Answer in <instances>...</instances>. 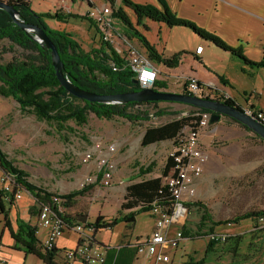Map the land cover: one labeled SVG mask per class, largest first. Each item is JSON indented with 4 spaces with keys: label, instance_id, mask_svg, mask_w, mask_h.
<instances>
[{
    "label": "rangeland",
    "instance_id": "obj_1",
    "mask_svg": "<svg viewBox=\"0 0 264 264\" xmlns=\"http://www.w3.org/2000/svg\"><path fill=\"white\" fill-rule=\"evenodd\" d=\"M92 2L99 6L111 4V0H93ZM116 2L120 3L121 1L116 0ZM60 5L64 9H67L66 5H69L71 12H82L81 15H85L89 9L87 0H32V9L39 13H55L59 10ZM45 22L52 29L72 33L87 51L98 47L101 42L98 31L87 19L78 17L69 20L45 18ZM177 28L191 31L185 27ZM124 29V24L116 18L112 35L113 46L120 49L125 55H127V49L130 46H135L145 53L141 42L137 38H129ZM172 36L171 43L167 45V51L175 48L185 49L182 50L185 53L183 57L192 56L194 52L197 53L198 47L196 51H191V48L197 45L195 39L189 35V37L181 38L177 31H174ZM0 46L9 48L11 45L8 40H4ZM212 50L215 51V49L206 48L205 54H211L214 59ZM24 53L25 51L15 44L12 49L3 53L0 61L7 62L14 56L22 57ZM153 64L157 69L158 67L166 68L162 63L153 62ZM200 73L206 76V79L212 75L203 67L200 68ZM186 79L187 77H184L182 80L176 81L177 78H175L173 80L175 84L171 83V86L177 91H172L182 92L187 82ZM212 94L214 97L222 95L215 88H210L209 96L212 97ZM143 108L150 112V120L132 123L119 116L109 120L99 118L90 112L88 122L82 126H77L73 121L67 123L68 126L74 128V131L58 130L55 123L39 120L35 115L22 111L19 102L14 98L0 95V146L13 164L26 172L27 179L35 186L52 193L64 194L80 189L81 183L92 170L81 161L84 152L94 147L96 143L115 142L118 150L113 156L116 169L112 183L109 186L92 185V188L75 199L71 207H64L65 214L74 220H83L82 218L85 217L89 223H94L98 215H103L109 221L124 214L120 213L121 204L128 184L162 175V170L173 148V141L168 140L142 146V137L147 127L171 121L180 117L181 114L157 116L155 113L159 108L183 113L194 107L180 102H164L159 105H145ZM202 134L205 135L201 139L210 158L204 167L201 178L196 182V192L192 196V202L204 204L214 222L230 219L237 214L253 209L263 210L264 140L257 137L254 132L247 131L245 127L227 115H222L218 122L209 124L202 130ZM152 162L155 163L154 170L140 177V167L147 166ZM2 172L3 170L0 168V175ZM0 186H2L1 183ZM22 189L24 191L22 199L16 201L12 206L6 203L7 208L11 209L10 220L15 231L18 229L16 223L18 216L31 224L36 223V213L32 212L33 206H37L35 198L25 187ZM203 212L202 205L190 207L189 216L184 225L189 232L188 235H185L188 239L183 240L177 248L167 250L172 259L171 264H196L203 259L206 261L204 264L260 263L263 254V250L260 251L263 240L251 232L252 219H243L236 224L224 223L215 227V234L225 233L229 237L238 234L243 236L239 256L232 258L224 243H218L215 252L206 255L205 250L211 240V234L208 231L211 224L205 221L207 226L202 230L199 229ZM145 220L146 216L141 215L135 229L136 233H142L141 230L144 227L142 224L145 223ZM5 222V215L0 212V235L2 234L1 242L4 250L2 256L6 259V262H2V264H46L33 254H25L23 250L13 248L15 240L11 238ZM133 230V226L120 222L111 229L100 230L99 235L101 238H110L111 243L114 244L120 242L125 236L131 235ZM45 235L46 230H41L37 236L39 243L44 240ZM78 237L76 232L65 230L63 235L58 238L57 243L60 247L72 248ZM250 242H253L254 245L250 246ZM120 245V243L116 244L118 247Z\"/></svg>",
    "mask_w": 264,
    "mask_h": 264
},
{
    "label": "trees",
    "instance_id": "obj_2",
    "mask_svg": "<svg viewBox=\"0 0 264 264\" xmlns=\"http://www.w3.org/2000/svg\"><path fill=\"white\" fill-rule=\"evenodd\" d=\"M8 5L13 6L21 20L25 23H31L39 26L44 30L47 36L55 44L60 58L64 64V74L79 87L95 92L98 94H115L133 90L143 89L140 83L135 84L133 81L136 78V72L132 66L128 64L125 58L118 53L113 44L109 41L101 42L98 47L90 50H85L81 43L70 32L52 29L47 26L45 18H56L58 20H69L70 18L87 19L95 28L94 21L86 14L81 15L71 11L64 12L59 9L55 13H39L32 9V0H3ZM111 0L113 7V16L124 24L125 31L129 38H137L141 42L145 53L151 62L162 63L168 68L177 67L185 55L184 51L178 52L171 57H165L160 53L154 44L138 30L124 7L131 8L137 17V23L140 24L143 18H149L154 21L163 22L169 27H185L190 29L195 35L201 39L212 43L219 49L233 54V56L242 60L245 64L252 67H264V61L254 62L249 60L242 54L240 48H234L219 38V35L212 33L205 28L198 26L191 20L178 16L169 6L167 0H158V6L153 3H140L133 0ZM97 30V28H96ZM98 31V30H97ZM129 31V32H127ZM10 42L9 48L0 46V58L4 52L12 49L13 45L20 46L25 53L22 57H13L7 62L0 61V95L6 98H14L20 104L22 111L36 116L39 120H44L49 123H55L58 130H71L74 128L67 125L69 121H73L77 126H82L88 122L89 113L93 112L99 118L113 119L116 116L123 117L132 123L140 120H150L151 114L145 105L160 103H170L171 101H131L128 103H100L90 102L71 94L64 88L59 81L56 69L52 63L51 50L42 46L35 38L34 32H28L19 26L11 15L0 8V44L2 41ZM142 52V51H141ZM143 53V52H142ZM113 65L117 68H113ZM224 80V79H222ZM200 84L203 85L201 81ZM168 81L166 79L157 78L153 87L156 90H168ZM182 92L188 93L187 85L185 84ZM206 98H210L207 96ZM213 99L219 100L215 95ZM224 102L232 104L241 109L232 97L226 98ZM194 107V106H192ZM197 110H204L212 114L213 111L194 107L189 111H169L167 108H159L155 113L157 116L164 115H180V117L171 121L162 123L157 126L147 127L141 144L148 146L163 141L172 140L173 144L177 142V138L181 135L182 130L194 118L192 114ZM247 131H251L247 125L238 122ZM219 121V120H218ZM216 121H210L214 124ZM253 132V131H251ZM262 139V137L255 133ZM263 140V139H262ZM173 166L172 158L168 156L166 164L162 170V176L168 174ZM155 163L152 162L147 166H141L139 176H144L154 170ZM0 168L8 173L15 175L17 183L25 187L28 192L35 198L36 204L39 201H50V196L53 194L45 189L35 186L27 179V174L24 170L16 167L12 160L9 159L6 152L0 146ZM162 176L144 178L139 181L130 183L126 186L124 200L121 204V214L112 220L107 221L103 215H98L93 223L96 228V233L102 229H111L120 222H125L130 226H134L136 218L139 214L152 210L154 204L161 206H172L175 201L174 196L163 183ZM93 186H87L80 189H75L71 192L61 194L66 198L65 207L69 208L74 204L75 199L83 195ZM5 192L0 189V212L5 215V225L9 228L12 238L15 240L14 249L23 250L25 254H33L41 259L46 264H63L56 261L58 249L55 247L52 250L44 251L39 243L36 230L37 227L29 221L20 218L16 219L18 229L15 231L10 220L11 209L7 208L4 200ZM14 203L10 202L12 206ZM188 207L193 205H202L203 215L199 224V229L202 230L207 226L205 221H208L209 233H215V227L224 223L236 224L241 220L255 218L259 214L264 213V209H253L235 215L232 218L219 220L214 222L208 208L201 202H187ZM126 211V212H125ZM32 212H37V206H33ZM67 221H75L69 215L63 216ZM85 220V217L82 218ZM184 235H188V229L183 228ZM95 233V235H96ZM262 233V232H261ZM208 234V233H206ZM187 237V236H186ZM263 240L261 250H264V233L260 237ZM243 236L238 234L227 236L225 240L219 241L211 238L205 250L206 255L215 252L216 245L224 243L227 247V252L233 258L239 256V249ZM96 241V240H95ZM253 242L250 246H253ZM206 261L197 262L196 264H204ZM65 264V263H64Z\"/></svg>",
    "mask_w": 264,
    "mask_h": 264
},
{
    "label": "built area",
    "instance_id": "obj_3",
    "mask_svg": "<svg viewBox=\"0 0 264 264\" xmlns=\"http://www.w3.org/2000/svg\"><path fill=\"white\" fill-rule=\"evenodd\" d=\"M89 9L86 15L91 18L98 30L99 36L103 41L113 42V27L115 17L113 16V7L111 4L95 5L92 0H87ZM129 65L136 72V78L142 88H152L158 78V69L151 62L147 55L135 46L127 49V55L116 48ZM201 53L197 50V54ZM113 68H117L113 65ZM188 94L207 97L210 89L199 83L195 77H187ZM214 95L212 94L213 98ZM231 96L227 94L219 95L220 101H224ZM247 116L255 117L264 124V111L251 105L241 108ZM194 117L190 123L182 130L177 142L169 153L172 158L173 166L167 175L162 176L163 183L175 198L172 206H161L154 204L150 214L154 219L153 231L144 237L137 238L127 242V245L133 246L138 253L154 259V264H170L171 256L169 249L177 248L187 237L184 235V225L189 216L190 207L186 204L192 202V196L195 195L196 180L199 179L204 171V167L210 158L202 141V130L210 124L211 113L204 110H197L192 114ZM118 146L115 142L96 143L94 147L86 150L82 156V163L89 166L92 170L87 174L85 180L81 183V188L92 185L109 186L112 183L116 165L113 159ZM0 189L5 192L4 200L6 203L22 199L23 186L17 183L15 175L3 171L0 175ZM66 198L60 193H53L50 201H39L37 203V227L36 234H40L42 229L46 230L44 240L40 245L44 251L52 250L56 247L58 238L63 235L65 230L76 232L78 237L77 245L72 249H63L61 252L65 259V264L80 262L82 264H105L107 259V246L101 248L95 241L96 228L93 223L87 220L67 221L63 216L65 214ZM256 226L264 233V213L255 217ZM178 227V228H175ZM175 228V230H173ZM228 235L225 233L211 234L214 240H225Z\"/></svg>",
    "mask_w": 264,
    "mask_h": 264
},
{
    "label": "crops",
    "instance_id": "obj_4",
    "mask_svg": "<svg viewBox=\"0 0 264 264\" xmlns=\"http://www.w3.org/2000/svg\"><path fill=\"white\" fill-rule=\"evenodd\" d=\"M133 1L153 3L161 7L158 0ZM167 2L178 16L191 20L198 26L219 35V38L224 40L227 44L234 46V48H240L242 54L249 60L254 62L264 61V0H167ZM66 7L67 9H64V7L60 5L58 9L69 12V5H66ZM124 8L130 16L134 26L140 30L165 57H171L176 54V52H179V50H185L175 48L174 50L167 51V45L171 43V38L173 37L172 33L174 31H177L178 36L181 38L190 36L192 39H195L194 41H196L197 45L196 47H192L191 51H196L198 47L197 50H200V54L194 52L192 56L182 57L180 64L175 68L166 67L160 69V67H158V78L168 81V90L177 91V89L171 86V83L175 84L173 81L175 78H177L176 81H178L182 80L184 77L192 76L201 81L207 88H215L220 94L231 96L241 107L251 105L254 108L264 111L263 66H248V64H245L242 60L233 56V54L219 49V47L214 46L212 43L199 38L191 31L183 28H171L163 22L154 21L149 18H143L141 23L138 24L137 17L133 10L128 7ZM73 12L80 13L77 11ZM80 14L83 13L81 12ZM206 48L215 49V51L212 50L214 51V59L211 54H205ZM201 67L207 69L212 75L206 79V76L200 73ZM203 136L205 135L202 134V137ZM199 179H197L196 182ZM196 184L197 183H195V187ZM141 215L146 216L145 223L142 224V226L144 225V229L142 228V233H136L135 229ZM250 219L253 220L251 232L260 237L262 233L258 229H254L256 226L255 218ZM133 228L134 230L131 235L125 236L120 242L114 244L111 243L110 238H101L99 231L96 233L95 240L97 245L101 248L106 246L108 248L105 264H154L153 258L138 253L133 246L126 244L130 240L132 242L133 239L136 240L137 238L147 236L153 231L154 219L152 215L149 212L139 214ZM1 240L2 234L0 235V264L6 262V259L2 256L4 250L2 249ZM77 242L78 239H76L75 246ZM119 243L121 244L120 247L116 246V244ZM56 248L58 249L56 261L64 264L65 259L61 256L63 255L61 251L67 248L65 246L60 247L57 242ZM262 252V258L258 264H264V250ZM75 263L82 264L80 262H74L72 264Z\"/></svg>",
    "mask_w": 264,
    "mask_h": 264
},
{
    "label": "water",
    "instance_id": "obj_5",
    "mask_svg": "<svg viewBox=\"0 0 264 264\" xmlns=\"http://www.w3.org/2000/svg\"><path fill=\"white\" fill-rule=\"evenodd\" d=\"M0 8L7 11L14 21L28 32H34L36 40L45 48L51 50L52 63L56 69V74L62 86L66 88L71 94L76 97L88 100L90 102L100 103H128L131 101H171L188 104L194 107L204 108L213 111L210 121H218L222 115L232 117V119L241 122L253 131L260 135L264 140V124L252 116H247L244 111L232 106V104L224 101H219L213 98L199 97L184 92L161 91L154 88H143L141 90H133L127 92H120L115 94H98L85 90L74 84L70 78L64 74V64L60 58L59 52L53 41L47 36L42 28L35 24L25 23L20 19L17 10L8 5L5 1L0 0ZM135 84L139 83L138 79L133 81Z\"/></svg>",
    "mask_w": 264,
    "mask_h": 264
},
{
    "label": "clouds",
    "instance_id": "obj_6",
    "mask_svg": "<svg viewBox=\"0 0 264 264\" xmlns=\"http://www.w3.org/2000/svg\"><path fill=\"white\" fill-rule=\"evenodd\" d=\"M188 94V93H187ZM211 98V97H210ZM220 101V100H219ZM242 110V109H241ZM187 239H188V237H187Z\"/></svg>",
    "mask_w": 264,
    "mask_h": 264
},
{
    "label": "bare ground",
    "instance_id": "obj_7",
    "mask_svg": "<svg viewBox=\"0 0 264 264\" xmlns=\"http://www.w3.org/2000/svg\"><path fill=\"white\" fill-rule=\"evenodd\" d=\"M260 215H262V214H260Z\"/></svg>",
    "mask_w": 264,
    "mask_h": 264
}]
</instances>
